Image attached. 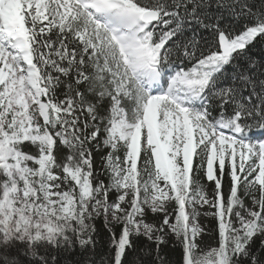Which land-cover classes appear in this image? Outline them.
I'll return each mask as SVG.
<instances>
[{"label":"snow or ice","instance_id":"6c2138e0","mask_svg":"<svg viewBox=\"0 0 264 264\" xmlns=\"http://www.w3.org/2000/svg\"><path fill=\"white\" fill-rule=\"evenodd\" d=\"M0 264H264V0H0Z\"/></svg>","mask_w":264,"mask_h":264}]
</instances>
